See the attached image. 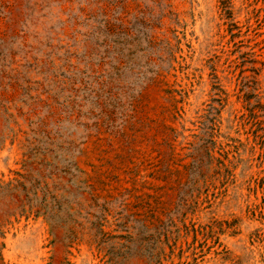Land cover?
<instances>
[{"label":"rangeland","instance_id":"374dc122","mask_svg":"<svg viewBox=\"0 0 264 264\" xmlns=\"http://www.w3.org/2000/svg\"><path fill=\"white\" fill-rule=\"evenodd\" d=\"M0 264H264V0H0Z\"/></svg>","mask_w":264,"mask_h":264},{"label":"bare ground","instance_id":"6f19581e","mask_svg":"<svg viewBox=\"0 0 264 264\" xmlns=\"http://www.w3.org/2000/svg\"><path fill=\"white\" fill-rule=\"evenodd\" d=\"M8 252V251H7ZM4 257H6V256H4Z\"/></svg>","mask_w":264,"mask_h":264}]
</instances>
